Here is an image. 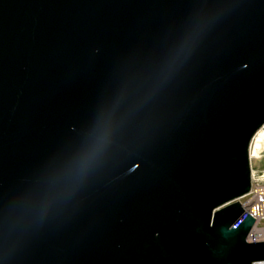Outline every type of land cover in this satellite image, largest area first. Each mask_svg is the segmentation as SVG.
Listing matches in <instances>:
<instances>
[{
  "label": "water",
  "instance_id": "obj_1",
  "mask_svg": "<svg viewBox=\"0 0 264 264\" xmlns=\"http://www.w3.org/2000/svg\"><path fill=\"white\" fill-rule=\"evenodd\" d=\"M264 0H0V264H254Z\"/></svg>",
  "mask_w": 264,
  "mask_h": 264
},
{
  "label": "built area",
  "instance_id": "obj_2",
  "mask_svg": "<svg viewBox=\"0 0 264 264\" xmlns=\"http://www.w3.org/2000/svg\"><path fill=\"white\" fill-rule=\"evenodd\" d=\"M262 130H264V128H262ZM263 148L264 140L258 139L256 134L250 147V156L252 162L254 159L256 160L261 158ZM243 198H246L245 201L242 202L246 212L255 218V224L248 236V241H264V170L258 171L253 168L252 189L250 193ZM254 264H264V261Z\"/></svg>",
  "mask_w": 264,
  "mask_h": 264
},
{
  "label": "rangeland",
  "instance_id": "obj_3",
  "mask_svg": "<svg viewBox=\"0 0 264 264\" xmlns=\"http://www.w3.org/2000/svg\"><path fill=\"white\" fill-rule=\"evenodd\" d=\"M264 140V138H261V140ZM259 144V143H257ZM252 165H253V168L255 170H258V171H262L264 170V148H263V152L261 153V158L259 159H254L253 162H252ZM246 198H242L240 199L241 202L245 201ZM264 224V223H263Z\"/></svg>",
  "mask_w": 264,
  "mask_h": 264
},
{
  "label": "bare ground",
  "instance_id": "obj_4",
  "mask_svg": "<svg viewBox=\"0 0 264 264\" xmlns=\"http://www.w3.org/2000/svg\"><path fill=\"white\" fill-rule=\"evenodd\" d=\"M257 138L258 139L264 138V130L261 129L260 132L257 133Z\"/></svg>",
  "mask_w": 264,
  "mask_h": 264
}]
</instances>
